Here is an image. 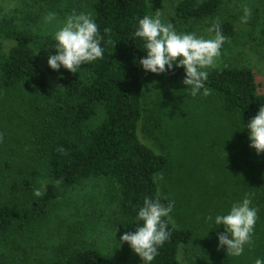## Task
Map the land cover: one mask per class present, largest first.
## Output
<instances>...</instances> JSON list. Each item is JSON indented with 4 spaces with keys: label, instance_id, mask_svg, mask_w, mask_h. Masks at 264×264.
Segmentation results:
<instances>
[{
    "label": "rangeland",
    "instance_id": "374dc122",
    "mask_svg": "<svg viewBox=\"0 0 264 264\" xmlns=\"http://www.w3.org/2000/svg\"><path fill=\"white\" fill-rule=\"evenodd\" d=\"M182 0H147L151 17L160 13L177 33H195L210 39L214 26L234 19L236 34L227 37L214 66L250 68L264 93V0H222L218 13L201 22L177 19ZM30 0H0V54H7L15 40L9 29L30 30L41 39L35 47L41 68L50 77L49 91L37 93L27 85L6 88L0 84V204L16 203L46 213L14 225L0 236V264H50L83 248L99 249L104 264H143L130 245L120 242L126 219L120 212V195L108 177L91 178L62 187L57 199L46 200L49 175L48 153L55 140L70 137L81 146L106 119L103 105L94 116L78 122L66 96L58 70L48 65L56 53L55 32L73 12L90 13L94 0H50L45 10L34 11ZM251 10L242 22L244 9ZM49 13L55 18L46 20ZM203 90H201L202 93ZM142 141L171 159L170 167L157 175L159 191L174 201L170 218L177 226L193 229L194 237L180 248L182 264H255L264 261V153L250 148L249 130L239 116L227 114L214 92L191 95L182 81L154 78L144 96L140 123ZM163 179H160V176ZM44 192L34 196V189ZM250 194L258 219L252 243L240 256L218 247L215 217L230 211L232 204ZM208 217H212L211 220ZM229 238L230 234H229Z\"/></svg>",
    "mask_w": 264,
    "mask_h": 264
},
{
    "label": "trees",
    "instance_id": "16d2710c",
    "mask_svg": "<svg viewBox=\"0 0 264 264\" xmlns=\"http://www.w3.org/2000/svg\"><path fill=\"white\" fill-rule=\"evenodd\" d=\"M49 1L30 0L29 6L40 12ZM222 4V0H182L177 6V19L186 24L206 21L218 13ZM146 15L151 16L147 0H94L92 18L104 37L103 58L83 64L77 73L63 67L58 71L66 96L75 99L77 121L90 119L100 104L105 108L106 119L84 146L70 137H61L54 141L48 153L52 183L48 185L46 200L57 199L62 187L75 186L91 178H111L120 195L119 208L126 219V232L142 226L138 211L146 197H158L165 205L172 202L160 193L157 181V175L170 167L171 159L156 152L139 135L145 90L156 77L182 82L185 78L183 67L174 65L172 70L155 74L140 66V59L146 56L145 41L134 33L139 20ZM234 23L230 19L216 26L222 35L233 37ZM7 35L15 40V45L7 54H0V84L6 88L27 85L37 93L48 92L50 77L41 68L35 51L41 45L40 37L33 31L15 28L9 29ZM207 72L205 86L220 96L227 114L239 116L247 125L260 106H264V93L254 71L223 66ZM60 148L64 151H58ZM45 213V208L1 203L0 236L16 224L24 228L25 222ZM170 214L165 218L170 238L158 247L151 264H182L180 248L190 244L194 237L192 228L177 226ZM50 264H104V255L99 249L83 248Z\"/></svg>",
    "mask_w": 264,
    "mask_h": 264
},
{
    "label": "clouds",
    "instance_id": "9594fccd",
    "mask_svg": "<svg viewBox=\"0 0 264 264\" xmlns=\"http://www.w3.org/2000/svg\"><path fill=\"white\" fill-rule=\"evenodd\" d=\"M244 13L242 22L246 23L251 10L245 8ZM54 18L55 13H49L46 20L51 21ZM108 31L105 29V32ZM210 31L215 32V36L210 39L198 37L195 33H177L171 23L165 24L161 21L159 12L155 17L146 15L139 20L134 33L136 37L145 41L146 56L140 59L139 64L144 70L155 74L172 70L174 65L183 67L185 69L183 84L190 88L191 95L196 96L200 93L208 96L212 90L205 86L208 79V72L205 69L214 66L227 40L218 26H214ZM103 39L90 13L73 12L55 32L56 54L49 55L48 65L53 70L63 67L71 73H77L83 64L103 58L104 49L101 47ZM246 127L249 130L250 148L257 154L264 153V106H260L258 113ZM58 151L64 150L60 148ZM159 178L163 179V176ZM33 194L42 197L44 192L37 188ZM249 196L250 194H246L242 201L232 204L227 214L215 217L214 225H223L225 228V232L218 234V247L226 246L227 253L232 256L242 255L244 246L252 243L258 215L257 209L251 207ZM173 207L174 201L165 205L158 197L156 199L146 197L138 211V219L143 221L142 226H138L134 232H125L120 237L121 244L127 242L143 264H151L158 254V247L170 238L165 218L169 217ZM208 219L211 220L212 217ZM255 264H264V261L257 259Z\"/></svg>",
    "mask_w": 264,
    "mask_h": 264
}]
</instances>
